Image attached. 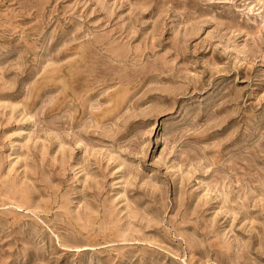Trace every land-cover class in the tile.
<instances>
[{"label":"rangeland","instance_id":"374dc122","mask_svg":"<svg viewBox=\"0 0 264 264\" xmlns=\"http://www.w3.org/2000/svg\"><path fill=\"white\" fill-rule=\"evenodd\" d=\"M0 264H264V0H0Z\"/></svg>","mask_w":264,"mask_h":264}]
</instances>
